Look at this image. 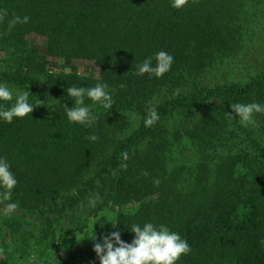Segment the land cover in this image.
Segmentation results:
<instances>
[{
    "label": "trees",
    "instance_id": "16d2710c",
    "mask_svg": "<svg viewBox=\"0 0 264 264\" xmlns=\"http://www.w3.org/2000/svg\"><path fill=\"white\" fill-rule=\"evenodd\" d=\"M171 4L0 0V84L14 96L0 105L28 90L37 107L0 119V158L17 180L8 202L18 204L0 213V264H100L95 243L119 231L130 244L145 223L187 241L177 264H264V113L244 127L231 111L264 105V0ZM15 16L29 22L9 28ZM160 51L174 58L170 71L137 75ZM51 58L94 73L51 69ZM98 83L113 107L85 96L98 119L69 122L67 89ZM148 107L159 115L151 127Z\"/></svg>",
    "mask_w": 264,
    "mask_h": 264
},
{
    "label": "clouds",
    "instance_id": "9594fccd",
    "mask_svg": "<svg viewBox=\"0 0 264 264\" xmlns=\"http://www.w3.org/2000/svg\"><path fill=\"white\" fill-rule=\"evenodd\" d=\"M188 0H172L171 6L176 9L184 7ZM7 16L6 10H0V21ZM29 17L15 16L9 22V28L14 27L18 23H28ZM156 64L152 66V57H149L138 66L137 75H154L157 78L162 77L170 71L174 58L165 51H160L155 56ZM123 88L124 85H121ZM108 85L98 83L94 87H69L67 89L68 96L74 100V106L67 109V119L71 123L91 127L98 117L93 115L91 109L85 105V96L93 103H99L104 109L110 110L113 107L114 101L108 92ZM179 90H177L178 94ZM30 92L20 91L15 95V103L11 107L5 108L0 105V119L7 123H12L14 118H25L33 112L37 107H33L29 103ZM13 91L6 84H0V101H13ZM38 105H42L37 101ZM39 107V106H38ZM148 115L144 121L145 126L151 127L158 120L159 115L155 107H148ZM231 111L238 117V123L244 127H257L255 114L264 113V105L259 103H236L231 105ZM231 120L234 117L231 114H226ZM91 141H96V135L88 137ZM123 158L126 161L128 154L123 153ZM121 168L126 169L127 164H122ZM147 175V173H145ZM155 183H159L157 180ZM17 185V180L14 174L10 171V165L5 158H0V204L4 206L0 208V213L11 215L18 208V204L11 201L12 192ZM73 195L76 194L73 190ZM99 194H94L89 198V206L95 207L100 201ZM8 202V203H5ZM83 207V205H81ZM114 228L117 225H113ZM135 234L133 241L125 243L121 240L119 231H114L103 238V243L94 244V252L96 253L100 264H177V261L182 255H186L191 251V248L186 240L182 239L178 233L171 232L168 227L160 225L155 226L152 223H145L143 227L133 225L130 230ZM92 240H96V236Z\"/></svg>",
    "mask_w": 264,
    "mask_h": 264
},
{
    "label": "rangeland",
    "instance_id": "374dc122",
    "mask_svg": "<svg viewBox=\"0 0 264 264\" xmlns=\"http://www.w3.org/2000/svg\"><path fill=\"white\" fill-rule=\"evenodd\" d=\"M51 61V69H58V70H62V71H66V72H70V71H77L79 73H83V74H90V73H94L93 67L89 62H77L75 63V65L73 67H60L57 66V64H59V62L53 58L50 59ZM50 251L47 250V253H49ZM50 259L51 257L49 256H44L43 259ZM23 264H33V263H26L24 262Z\"/></svg>",
    "mask_w": 264,
    "mask_h": 264
}]
</instances>
